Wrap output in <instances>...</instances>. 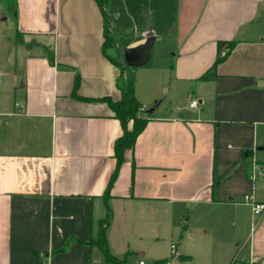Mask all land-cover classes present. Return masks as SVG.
Here are the masks:
<instances>
[{
	"label": "crops",
	"instance_id": "obj_1",
	"mask_svg": "<svg viewBox=\"0 0 264 264\" xmlns=\"http://www.w3.org/2000/svg\"><path fill=\"white\" fill-rule=\"evenodd\" d=\"M107 12L104 50L95 0H0V264H110L101 233L126 264H264V213L243 202H264V0H107ZM219 40L236 45L209 72ZM121 72L140 114L155 107L107 191L122 129L101 99H120ZM167 236L174 258L141 244Z\"/></svg>",
	"mask_w": 264,
	"mask_h": 264
},
{
	"label": "trees",
	"instance_id": "obj_2",
	"mask_svg": "<svg viewBox=\"0 0 264 264\" xmlns=\"http://www.w3.org/2000/svg\"><path fill=\"white\" fill-rule=\"evenodd\" d=\"M95 1L97 2L103 16V22H104L103 49L105 50L111 47V45L113 44L112 37L109 33L110 17L107 12V0H95ZM235 45H236V41L234 40L217 41V55L209 72L215 70L216 65L227 57V55L235 47ZM224 48L226 49V52L222 56L220 55V52ZM46 56L49 62L53 63L54 60L53 53L51 50L47 48H46ZM209 72L203 74L202 78H208ZM119 81L120 82L118 84V87L121 93L120 99L117 101H112L108 97L101 99V100H105L110 105V107L114 112V117L119 120L122 129V134L114 141V156L116 158V167L109 180L107 191L117 176L119 167L123 161L124 150L127 148H131L133 146L136 137L143 131V129L145 128L148 122V118L151 115V113H146L145 116L140 114L142 106L134 95L133 84L131 81H128L123 78L122 72ZM77 85H78V76L76 75L74 80L73 95H76L75 92ZM107 191L105 195L107 194ZM76 241L80 243L85 242L80 239H76ZM101 248L103 249L105 257L110 264H126V255L123 258H117L109 253L102 233H101ZM165 261H167V259H160L154 262L153 264L162 263Z\"/></svg>",
	"mask_w": 264,
	"mask_h": 264
},
{
	"label": "built area",
	"instance_id": "obj_3",
	"mask_svg": "<svg viewBox=\"0 0 264 264\" xmlns=\"http://www.w3.org/2000/svg\"><path fill=\"white\" fill-rule=\"evenodd\" d=\"M225 52H226V49L224 48L220 52V55L223 56L225 54ZM197 103H198L197 99H192L189 102V106L190 107H195V106H197ZM250 177H251L252 180H255L257 178V164L256 163L252 164ZM243 202L250 206L251 213H252L253 216H260V215H262L264 213V202L257 201L255 199L253 193L245 194L244 197H243ZM170 251H171V254H172L173 258L177 256L176 244L172 243L170 245ZM137 264H145V262L142 259H138ZM157 264H171V261L167 260L165 262L157 263ZM247 264H253V262L249 261Z\"/></svg>",
	"mask_w": 264,
	"mask_h": 264
},
{
	"label": "rangeland",
	"instance_id": "obj_4",
	"mask_svg": "<svg viewBox=\"0 0 264 264\" xmlns=\"http://www.w3.org/2000/svg\"><path fill=\"white\" fill-rule=\"evenodd\" d=\"M132 67V66H130ZM132 239V238H131ZM136 243V242H135ZM174 243V244H178V239H176L175 236L170 237L167 236V238L165 239H160L158 242H152V240L149 239V241H145L143 244L144 248L148 250V252L152 255V256H164L168 253V251H170V245ZM137 244V243H136ZM148 244V245H146ZM153 245V247L151 248V246ZM135 245H133V250H134V254L133 257L134 259H138L139 256L137 255V247H134ZM145 260V259H144ZM147 264H149V262H146ZM131 264H135V263H131Z\"/></svg>",
	"mask_w": 264,
	"mask_h": 264
},
{
	"label": "water",
	"instance_id": "obj_5",
	"mask_svg": "<svg viewBox=\"0 0 264 264\" xmlns=\"http://www.w3.org/2000/svg\"><path fill=\"white\" fill-rule=\"evenodd\" d=\"M149 44L146 45L142 50L138 51L137 53H128L125 55V60L127 65L136 67L140 66L146 61L147 56V48ZM155 105L153 107H150L146 110V113H151L154 109Z\"/></svg>",
	"mask_w": 264,
	"mask_h": 264
}]
</instances>
